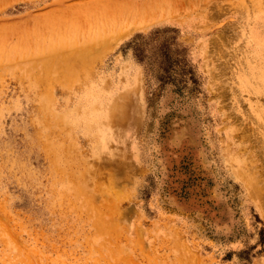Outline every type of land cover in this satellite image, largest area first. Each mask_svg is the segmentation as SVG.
Here are the masks:
<instances>
[{"label":"rangeland","instance_id":"obj_1","mask_svg":"<svg viewBox=\"0 0 264 264\" xmlns=\"http://www.w3.org/2000/svg\"><path fill=\"white\" fill-rule=\"evenodd\" d=\"M261 74L264 0H0V264H264Z\"/></svg>","mask_w":264,"mask_h":264},{"label":"bare ground","instance_id":"obj_2","mask_svg":"<svg viewBox=\"0 0 264 264\" xmlns=\"http://www.w3.org/2000/svg\"><path fill=\"white\" fill-rule=\"evenodd\" d=\"M85 61V60H84ZM82 62V61H81ZM77 63H80V61H78ZM82 64V63H81ZM73 65V64H72ZM85 66H84V68L83 69H85V68H88L89 67V65L87 66V63H85L84 64ZM70 66V65H69ZM81 66V65H80ZM80 66H78V67H80ZM67 68V67H66ZM70 68V67H69ZM72 68V67H71ZM76 69V68H75ZM81 70V69H80ZM73 71V70H72ZM71 71V72H72ZM54 72V71H53ZM59 72V71H58ZM75 72V71H74ZM68 74V73H67ZM67 74H65V75H63V77H66V78H68V76H67ZM262 76H263V78H264V74H261ZM56 77V76H55ZM62 77V76H61ZM71 78H73V77H71ZM58 79V78H57ZM62 79V78H61ZM64 79V78H63ZM62 81V80H61ZM68 86V85H67ZM231 154V153H230ZM234 154V153H233ZM244 171V170H243ZM241 174H243V173H241ZM246 174V173H245ZM244 174V175H245ZM106 181V179H104V182ZM105 184H106V182H105Z\"/></svg>","mask_w":264,"mask_h":264}]
</instances>
